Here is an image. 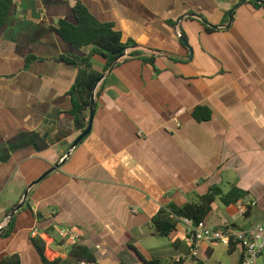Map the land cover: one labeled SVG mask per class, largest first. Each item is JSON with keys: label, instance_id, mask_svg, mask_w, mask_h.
<instances>
[{"label": "crops", "instance_id": "0c3cea01", "mask_svg": "<svg viewBox=\"0 0 264 264\" xmlns=\"http://www.w3.org/2000/svg\"><path fill=\"white\" fill-rule=\"evenodd\" d=\"M242 1L14 0L0 30V225L81 134L69 95L78 68L61 58L85 57L91 48L75 49L56 32L60 20L76 22L77 2L114 23L124 41L136 42L131 51L154 56L155 64L125 57L102 80L91 133L30 190L31 210L24 205L11 236L0 237V261L18 254L21 264H42L32 242L37 230L46 257L58 264H141L140 254L185 264L187 224L181 221L161 246L152 219L214 185H236L249 197L237 205L217 201L205 220L211 228L250 230L264 220V8ZM236 6L229 29L207 32L190 19L195 13L220 27ZM182 31L191 61L147 50L188 55ZM92 63L103 73V57ZM197 106L209 108L211 119H195ZM61 230L79 234L76 244L94 260L70 257L75 244ZM221 245L231 264L241 262L243 248L229 252L223 243H205L198 258L211 260Z\"/></svg>", "mask_w": 264, "mask_h": 264}, {"label": "trees", "instance_id": "16d2710c", "mask_svg": "<svg viewBox=\"0 0 264 264\" xmlns=\"http://www.w3.org/2000/svg\"><path fill=\"white\" fill-rule=\"evenodd\" d=\"M13 3L14 0H0V30L6 23L8 14L13 7ZM250 3L256 8H264V5L260 2L250 1ZM74 14L76 22L70 23L65 20H60L56 32L66 43L75 49L79 50L82 48H91L90 53L85 57L72 55L61 58V60L65 63L75 65L78 68V75L69 92V95L71 96L73 103L71 114L74 116L76 126L81 130V132H83L89 125L92 94L96 84L116 58L122 56L127 48H131L137 44L132 39L124 41L122 32L116 29L114 23L103 22L97 19L81 2H77L74 6ZM228 14L229 12L226 13L224 19L225 23L229 21ZM190 19L200 22L207 32L216 31L215 28L204 24L196 18L191 17ZM167 23L172 27H175L176 25V22L171 20L167 21ZM182 34L187 40V36L184 31H182ZM182 45L186 48L183 43ZM95 55H99L106 60L103 73H100L93 67L92 58ZM135 58H141L143 61L151 63L152 65L155 64L154 56H142L137 50L131 51L126 56L124 61ZM156 71L158 72V70ZM98 95L99 90L96 92L95 106H97ZM193 115L198 121H208L212 117V112L207 107L197 106ZM248 197L249 192L240 189L236 185H231L227 191H224L220 186L214 185L209 188L207 193L203 195H196L194 200L188 201L184 205H178L172 202L162 207L153 217L151 225L159 236L168 237L176 230L178 224L183 219L191 220L194 224H198L199 222L206 220L211 215L213 206L217 201H220L225 206L237 205L246 201ZM17 206L18 204L8 212V215ZM25 206L31 210L30 200L28 197L25 202ZM25 206L22 209H25ZM251 208L252 204L249 202L246 207L247 214L250 212ZM16 215L17 213L11 220L8 221L9 225L7 229L2 228L0 230V237L9 238L11 236L15 228ZM36 216L39 219L41 218L39 213H37ZM47 231L50 232V230ZM32 242L41 258L42 264L59 263L58 260L50 261L46 257V244L40 236L33 237ZM236 245H238V243L231 241L228 245L229 252H232ZM69 256L81 262H91L94 260V256L90 250L80 244L72 246L69 251ZM139 256L142 260L141 264H160L159 260L148 261L142 257L141 254ZM193 260L194 264H204V262L198 257L193 258ZM0 264H21V258L18 254L7 255L0 261ZM174 264H184V260H179Z\"/></svg>", "mask_w": 264, "mask_h": 264}, {"label": "built area", "instance_id": "2783aa9c", "mask_svg": "<svg viewBox=\"0 0 264 264\" xmlns=\"http://www.w3.org/2000/svg\"><path fill=\"white\" fill-rule=\"evenodd\" d=\"M189 228L190 250L188 257L197 258L202 246L207 244L223 243L229 245L231 241L238 243L244 250V255L239 264H256L264 252V220L250 230H240L234 227L223 229L211 228L205 220L194 224L191 220L183 219ZM61 235L68 238L72 244L80 240V235L71 230H61ZM32 235L40 236L37 230Z\"/></svg>", "mask_w": 264, "mask_h": 264}, {"label": "water", "instance_id": "95a60500", "mask_svg": "<svg viewBox=\"0 0 264 264\" xmlns=\"http://www.w3.org/2000/svg\"><path fill=\"white\" fill-rule=\"evenodd\" d=\"M246 0H243L241 3L243 4ZM249 1H257L260 2L261 4L264 5V0H249ZM237 9V6L234 7L231 11H229V21L227 24H224L220 27L217 26H213L211 24H209V22L207 20H205L203 17L198 16V15H193L190 14V17L196 18L198 20H200L201 22H203L204 24L213 27L215 29H229L232 24H233V13L234 11ZM184 17L180 18L177 22L179 23ZM181 40L183 42V44L186 46V48L189 51V54L186 56H181V55H177L168 51H155L152 49H147L149 51V53L153 54V53H158L160 55H164V56H168L172 59L175 60H180L182 62H189L192 60L194 52H193V48L189 45L188 41L184 38V36L181 37ZM135 49L136 46H133L131 48H127L122 56H119L118 58H116L109 66L108 70L105 72V74L102 76V78L98 81V83L96 84L94 90H93V94H92V100H91V107H90V116H89V125L88 127L81 132V134L76 138V140L73 142L71 148L69 149V151L67 152L66 156L63 158V160H61L60 162H58L55 166H53L48 172H46L45 174H43L40 178H38L36 181L32 182L26 189L22 202L8 215V217L6 218V220L0 225V230L2 228L7 229L8 225H9V220L12 219V217L19 212L25 205V202L27 200L28 194L30 192V190L37 185L38 183H40L43 179H45L50 173H52L53 171H55L56 169L60 168L61 165L69 158L70 152L73 148H75L86 136H88L91 133L92 130V126H93V120H94V116H95V110H96V106H95V102H96V92L100 86V83L102 82L103 79H105L110 73L111 71L114 69V67L121 62V60L123 58H125L129 52L131 51V49ZM139 49H143L145 50V48L143 47H138Z\"/></svg>", "mask_w": 264, "mask_h": 264}, {"label": "rangeland", "instance_id": "374dc122", "mask_svg": "<svg viewBox=\"0 0 264 264\" xmlns=\"http://www.w3.org/2000/svg\"><path fill=\"white\" fill-rule=\"evenodd\" d=\"M218 204L220 205V202H218ZM156 240L161 246L166 244V242L168 241L166 237H161V236H156ZM227 254L228 253L226 247L221 245V247L216 251V254L214 255V257H212L211 260H207L205 257H201V260L204 262V264H231V260H228ZM161 264H166V263L164 260H162ZM185 264H194L193 258L188 257L185 260ZM256 264H261V261L258 263L256 262Z\"/></svg>", "mask_w": 264, "mask_h": 264}]
</instances>
